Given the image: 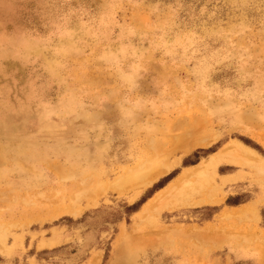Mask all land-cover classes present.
I'll list each match as a JSON object with an SVG mask.
<instances>
[{"label":"rangeland","instance_id":"obj_1","mask_svg":"<svg viewBox=\"0 0 264 264\" xmlns=\"http://www.w3.org/2000/svg\"><path fill=\"white\" fill-rule=\"evenodd\" d=\"M0 239V264H264V0H0Z\"/></svg>","mask_w":264,"mask_h":264},{"label":"bare ground","instance_id":"obj_2","mask_svg":"<svg viewBox=\"0 0 264 264\" xmlns=\"http://www.w3.org/2000/svg\"><path fill=\"white\" fill-rule=\"evenodd\" d=\"M208 144H209V142H206V141L204 143H202V145H204V146L205 145H208ZM235 152H237L236 149H233L231 151H228V150L224 149V150L219 151L218 153H215V154L211 155L210 158L207 161L202 162L199 165L193 167L192 170H189V171H186V172L180 174V176L177 177L176 181L172 182V184L170 186H168L167 188H165L162 191L163 192L162 194L165 193V195L167 197L174 195L176 192L180 191L185 186H187L186 185V181L188 180L189 177L195 178V181L197 183V186H195V187H197L196 191L199 192V190H202L207 185L210 186V184H211L210 182L213 181V177L211 175H215L216 167L220 163L227 162V161L228 162H236V161H239L242 164L243 163L246 164L247 162L250 161V159H248L247 157H245L247 151L244 148H241V152L242 153H240L239 156L238 155H235L234 154ZM156 165H157L156 164V161L150 162L148 164L147 170H151L150 174L156 168ZM143 172H144V170H140L139 173H138V175H142ZM210 173H212V174H210ZM150 174H147V175H150ZM138 175H130L128 173L127 174V177L125 176V179L126 180L127 179H130V178L134 179V178H137ZM144 176L145 175H143V177ZM158 176H159L158 174L152 173L150 175L149 179L146 181L145 184L146 185H151V183L154 180H156V178ZM145 180H144V182H145ZM121 181L123 182V180H121ZM142 184H143V182H142ZM198 194H200L201 197H202L201 200L199 202H197L198 204L199 203L200 204L203 203V204H206L207 205V204H213V203H216L217 202V200H215V197L213 196V194H210L208 192H200ZM182 203L183 202H181V204ZM242 210H241L242 211L241 214H243L244 212L246 213V210L245 209H242ZM63 212H65V213H67L69 215H77V212L73 208L68 209V210H63ZM245 213H244V215H245ZM52 245H54V243H52V242H46V243H43L41 245V247H51ZM0 253L7 254L6 245H5L4 241H2V239H0Z\"/></svg>","mask_w":264,"mask_h":264}]
</instances>
